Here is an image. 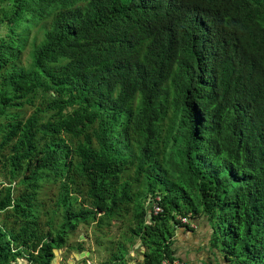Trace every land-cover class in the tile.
<instances>
[{
    "label": "trees",
    "instance_id": "trees-1",
    "mask_svg": "<svg viewBox=\"0 0 264 264\" xmlns=\"http://www.w3.org/2000/svg\"><path fill=\"white\" fill-rule=\"evenodd\" d=\"M5 3L0 264L82 252L81 225L114 249L98 264L184 259L178 216L224 263L264 264V0Z\"/></svg>",
    "mask_w": 264,
    "mask_h": 264
},
{
    "label": "rangeland",
    "instance_id": "rangeland-1",
    "mask_svg": "<svg viewBox=\"0 0 264 264\" xmlns=\"http://www.w3.org/2000/svg\"><path fill=\"white\" fill-rule=\"evenodd\" d=\"M2 8V11H6V13H9L10 8L7 3L0 6V9ZM2 14H0V17ZM25 16L29 20L23 19V23L19 29V31L22 30V28H28L31 30V34L29 36V45L27 44L22 56L24 57L23 63L28 64L31 61L30 54L31 50L33 49L32 42L34 40V37L37 36L38 41H41L44 37L43 31L38 30V28L42 27L39 25L42 21L34 20L31 14H25ZM48 20H45L44 23L46 24ZM8 29L5 25V23L2 24L0 29V44L4 37H7ZM163 189V188H161ZM153 210V213H157V210H160L163 212V207L160 204H153L151 207ZM50 212L52 209H50ZM52 213V212H51ZM3 216V214H1ZM178 219L185 225V222L183 221L181 216H178ZM118 225V224H117ZM177 225L173 230L175 231L176 241L180 244H186L189 241V238H193L196 242L199 243L201 250L204 251L207 250V256L204 259H201V261L205 264H208V255L211 259L214 261H219V264H223L225 259L223 257V253L220 250L219 247H214L212 243L209 242L206 244V241L204 240L203 234H201V229L199 233H192L186 232L184 233V230H186L185 226ZM89 230V231H88ZM206 231V230H205ZM111 235V240H120L122 239V230H119L116 226H114L111 231H109ZM189 234V235H188ZM98 232H92L91 226L87 228V226L81 225L79 228L75 231V233L71 236L70 241L77 242L83 241L84 246L86 247L84 251L82 252H74V251H68L66 249L57 250L56 257L53 261V264H79L84 259L87 258L86 264H98L103 261H106L110 257V254L112 255L113 250L112 247L109 249L105 248V245L98 242ZM141 255L139 254L137 249L131 250V260L128 262V264H140L141 263ZM19 264H28L26 261V258L23 257L22 259H19ZM229 264V262H227Z\"/></svg>",
    "mask_w": 264,
    "mask_h": 264
},
{
    "label": "crops",
    "instance_id": "crops-1",
    "mask_svg": "<svg viewBox=\"0 0 264 264\" xmlns=\"http://www.w3.org/2000/svg\"><path fill=\"white\" fill-rule=\"evenodd\" d=\"M186 232H190V234H192V232L189 230L184 231V233ZM188 238L189 241L186 244H183L181 246L180 243L176 244V246L178 247V256L187 258L198 264H205L201 261V259H204L207 256V250L205 249L204 251H202L199 243L196 242L194 238ZM208 264H217V262L211 259L208 255Z\"/></svg>",
    "mask_w": 264,
    "mask_h": 264
},
{
    "label": "clouds",
    "instance_id": "clouds-1",
    "mask_svg": "<svg viewBox=\"0 0 264 264\" xmlns=\"http://www.w3.org/2000/svg\"><path fill=\"white\" fill-rule=\"evenodd\" d=\"M1 26L2 25H0V29H1ZM30 36V35H29ZM160 204V196H158V195H156L155 194V200L153 201V204ZM161 205V204H160ZM151 211L153 212V210L151 209ZM161 211L160 210H158L157 211V213H155V214H158V213H160ZM182 217V219H183V221L185 222V225H189V226H191V228H197L196 230H198L196 233H199V231H200V229H201V227H200V225L199 224H195L193 221H190L189 219H188V217H186V216H181ZM200 228V229H199ZM188 230V229H187ZM187 230H184V231H187ZM192 233H194V232H192ZM175 238H176V236H175ZM188 238V237H187ZM194 238V237H193ZM176 243H177V241H176ZM220 248V247H219ZM220 250H221V248H220ZM222 252V251H221ZM223 253V252H222ZM130 257H131V252H130ZM223 257H224V254H223ZM184 258V257H183ZM83 259H87V258H83ZM131 260V259H130ZM170 260V259H169ZM174 260H178V261H180V262H187L188 264H198V263H195V262H193V261H191V260H189V259H182V258H176V259H174ZM164 261V260H163ZM163 261H162V264H163ZM217 262V264H219V261H216ZM223 264H227L226 262L225 263H223Z\"/></svg>",
    "mask_w": 264,
    "mask_h": 264
},
{
    "label": "built area",
    "instance_id": "built-area-1",
    "mask_svg": "<svg viewBox=\"0 0 264 264\" xmlns=\"http://www.w3.org/2000/svg\"><path fill=\"white\" fill-rule=\"evenodd\" d=\"M163 264H188V263L187 262H180L178 260H169V259H166V260L163 261Z\"/></svg>",
    "mask_w": 264,
    "mask_h": 264
},
{
    "label": "water",
    "instance_id": "water-1",
    "mask_svg": "<svg viewBox=\"0 0 264 264\" xmlns=\"http://www.w3.org/2000/svg\"><path fill=\"white\" fill-rule=\"evenodd\" d=\"M56 252H57V250H56Z\"/></svg>",
    "mask_w": 264,
    "mask_h": 264
}]
</instances>
